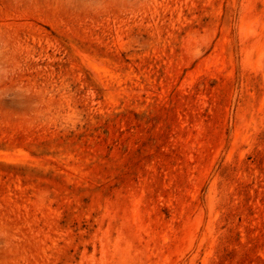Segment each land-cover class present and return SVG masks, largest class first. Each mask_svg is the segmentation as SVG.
I'll list each match as a JSON object with an SVG mask.
<instances>
[{
    "label": "rangeland",
    "instance_id": "rangeland-1",
    "mask_svg": "<svg viewBox=\"0 0 264 264\" xmlns=\"http://www.w3.org/2000/svg\"><path fill=\"white\" fill-rule=\"evenodd\" d=\"M0 264H264V0H0Z\"/></svg>",
    "mask_w": 264,
    "mask_h": 264
}]
</instances>
